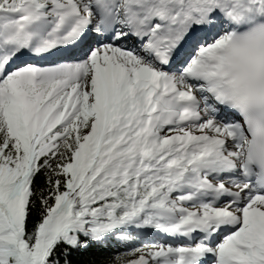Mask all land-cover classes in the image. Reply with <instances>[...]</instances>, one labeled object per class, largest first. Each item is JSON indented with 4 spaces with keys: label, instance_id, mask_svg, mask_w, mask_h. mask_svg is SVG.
Segmentation results:
<instances>
[{
    "label": "snow or ice",
    "instance_id": "1",
    "mask_svg": "<svg viewBox=\"0 0 264 264\" xmlns=\"http://www.w3.org/2000/svg\"><path fill=\"white\" fill-rule=\"evenodd\" d=\"M0 264H264V0H0Z\"/></svg>",
    "mask_w": 264,
    "mask_h": 264
}]
</instances>
